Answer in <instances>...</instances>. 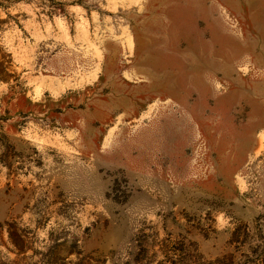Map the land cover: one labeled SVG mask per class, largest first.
<instances>
[{"label": "rangeland", "instance_id": "1", "mask_svg": "<svg viewBox=\"0 0 264 264\" xmlns=\"http://www.w3.org/2000/svg\"><path fill=\"white\" fill-rule=\"evenodd\" d=\"M262 213L264 0H0V264L238 257Z\"/></svg>", "mask_w": 264, "mask_h": 264}, {"label": "trees", "instance_id": "2", "mask_svg": "<svg viewBox=\"0 0 264 264\" xmlns=\"http://www.w3.org/2000/svg\"><path fill=\"white\" fill-rule=\"evenodd\" d=\"M231 236L233 242L245 246V251H239L238 257L229 253L214 261L202 262L195 252L180 245L174 247V250L179 252L175 254L176 261L182 264H264V213L259 215L250 226L235 227L231 231Z\"/></svg>", "mask_w": 264, "mask_h": 264}]
</instances>
